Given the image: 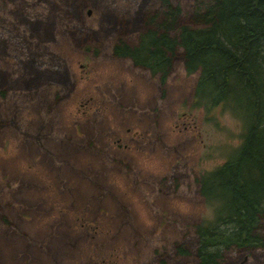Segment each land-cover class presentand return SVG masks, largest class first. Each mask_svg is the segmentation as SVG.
<instances>
[{
    "label": "rangeland",
    "instance_id": "rangeland-1",
    "mask_svg": "<svg viewBox=\"0 0 264 264\" xmlns=\"http://www.w3.org/2000/svg\"><path fill=\"white\" fill-rule=\"evenodd\" d=\"M84 1L0 0V217L19 231L0 236V264H196L174 249L212 215L195 178L230 157L241 120L194 103L179 53L163 92L109 55L156 0ZM169 1L185 21L193 0ZM244 256L264 263L228 249L224 264Z\"/></svg>",
    "mask_w": 264,
    "mask_h": 264
},
{
    "label": "trees",
    "instance_id": "trees-1",
    "mask_svg": "<svg viewBox=\"0 0 264 264\" xmlns=\"http://www.w3.org/2000/svg\"><path fill=\"white\" fill-rule=\"evenodd\" d=\"M156 1L157 6L142 16L134 39L111 42L109 55L148 72L163 92L179 53L184 74L194 77V103L205 109L223 105L241 120V142L230 157L195 178L197 195L211 207V218L192 225V249L174 247L182 256L192 254L196 264H224L228 249H264V0H193L181 22L179 5ZM90 3L97 5V0ZM85 6L83 0L80 7ZM105 11L117 15L106 7ZM19 18L28 24L20 12ZM72 28L66 33L78 40ZM98 33L91 37L99 40L105 35ZM15 224L0 217V236L19 233Z\"/></svg>",
    "mask_w": 264,
    "mask_h": 264
},
{
    "label": "water",
    "instance_id": "water-1",
    "mask_svg": "<svg viewBox=\"0 0 264 264\" xmlns=\"http://www.w3.org/2000/svg\"><path fill=\"white\" fill-rule=\"evenodd\" d=\"M246 256H244V257H241V259H239L236 263H233V264H244L245 263V261H246V258H245ZM230 264H232V263H230ZM264 264V263H263Z\"/></svg>",
    "mask_w": 264,
    "mask_h": 264
}]
</instances>
